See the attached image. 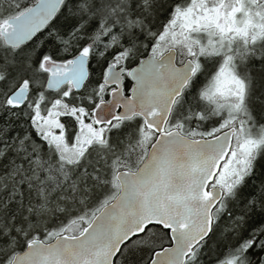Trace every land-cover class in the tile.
Listing matches in <instances>:
<instances>
[{
    "label": "snow or ice",
    "instance_id": "1",
    "mask_svg": "<svg viewBox=\"0 0 264 264\" xmlns=\"http://www.w3.org/2000/svg\"><path fill=\"white\" fill-rule=\"evenodd\" d=\"M0 264H264V0H0Z\"/></svg>",
    "mask_w": 264,
    "mask_h": 264
}]
</instances>
